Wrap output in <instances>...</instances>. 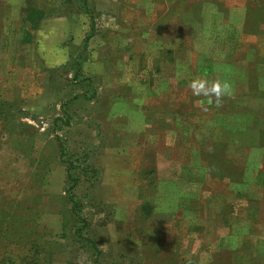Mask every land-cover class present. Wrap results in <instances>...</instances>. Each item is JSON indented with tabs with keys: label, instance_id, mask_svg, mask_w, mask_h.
I'll return each mask as SVG.
<instances>
[{
	"label": "rangeland",
	"instance_id": "374dc122",
	"mask_svg": "<svg viewBox=\"0 0 264 264\" xmlns=\"http://www.w3.org/2000/svg\"><path fill=\"white\" fill-rule=\"evenodd\" d=\"M197 79L232 91L217 106ZM255 111L264 0H0V216L42 208L56 264H264ZM13 122L25 130L8 136ZM79 218L101 255L77 242Z\"/></svg>",
	"mask_w": 264,
	"mask_h": 264
},
{
	"label": "trees",
	"instance_id": "16d2710c",
	"mask_svg": "<svg viewBox=\"0 0 264 264\" xmlns=\"http://www.w3.org/2000/svg\"><path fill=\"white\" fill-rule=\"evenodd\" d=\"M86 43H88V41H86ZM79 76H80V71L78 70L77 74H75L73 77L76 83H79L77 82L79 80ZM87 79L89 81V78ZM79 98L80 96H75L73 100H77ZM244 113H249V112L245 111ZM21 126L22 124L15 123V122L6 124L5 127H9L7 135L10 136L12 129L16 127H21ZM21 128L24 129L23 127ZM240 131H244V128H240ZM58 140L59 139L57 138V141ZM58 144H59V141H58ZM59 149H60L61 156L63 157L65 149H63L61 144H59ZM43 165H45L47 169L49 166V163L46 160L45 162L39 163L38 167H40V169L36 170L34 173L35 181L37 180L38 182L40 181L42 182L45 179V177L48 175L49 171H46ZM89 171L92 172L93 176L98 175V171L93 170V168H87L85 170V172H89ZM67 176H68V180L71 182L70 189L67 190V195H68L67 200H69L71 208H72L70 213L72 214V216H74L77 219L79 210L81 209L79 202L76 200L77 198L76 188L81 183L80 177H74L75 174H72L71 170L68 171ZM33 205H36V203ZM148 209H149V212L146 214L150 215V211L152 208L148 206ZM30 212L31 213L33 212V215H29V212H27V214L25 213V214L17 215L14 217L13 215H9L7 213L3 214V217L0 216V218L1 217L5 218V221H0V240H1L0 242L5 243L8 240L7 238H10V236H12L13 234L25 240L26 238L29 239L28 240L29 242H27L22 248H16V247L14 248V246H12V242H10V244L4 249L0 247V249H2L0 250V255L3 258V260L1 261L2 264H56L57 263L56 258H54L55 249L65 248V244L52 243L54 244L52 245L48 243V241L43 242V237H39V235L37 234L38 226H39V216L37 215L39 213L41 214L44 213V211L42 208H33V210H31ZM80 222L83 224V227L77 226ZM66 223L68 226V222ZM78 224L76 225V228H75L76 229L75 234L77 235V238H78L77 242L82 244L83 248H86L89 246L90 248L94 250L97 249V254L101 255L102 252L98 249L94 239L86 236L85 229L89 228L87 221L84 220L83 218H79ZM43 246H44V249H43ZM45 246H46V249H48V252H45ZM50 246H55L56 248L53 247V250H51L52 248ZM41 257H45L44 260H40Z\"/></svg>",
	"mask_w": 264,
	"mask_h": 264
},
{
	"label": "clouds",
	"instance_id": "9594fccd",
	"mask_svg": "<svg viewBox=\"0 0 264 264\" xmlns=\"http://www.w3.org/2000/svg\"><path fill=\"white\" fill-rule=\"evenodd\" d=\"M189 87L194 96L215 97L217 106L220 105L222 97L230 94L232 91V85L228 81H221L219 79L211 82L204 79L193 80L190 82ZM209 102L211 103V99Z\"/></svg>",
	"mask_w": 264,
	"mask_h": 264
},
{
	"label": "crops",
	"instance_id": "0c3cea01",
	"mask_svg": "<svg viewBox=\"0 0 264 264\" xmlns=\"http://www.w3.org/2000/svg\"><path fill=\"white\" fill-rule=\"evenodd\" d=\"M254 114L258 115L257 123H256V116H255V122H254L255 128L254 129H258V131H260L261 133H264V119H262L264 117L263 114H261L260 112L258 113L257 111H255Z\"/></svg>",
	"mask_w": 264,
	"mask_h": 264
}]
</instances>
